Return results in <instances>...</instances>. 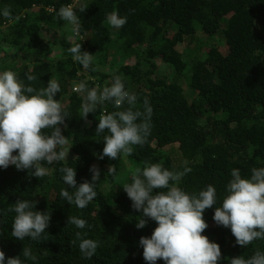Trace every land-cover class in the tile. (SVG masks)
I'll list each match as a JSON object with an SVG mask.
<instances>
[{
    "label": "trees",
    "instance_id": "obj_1",
    "mask_svg": "<svg viewBox=\"0 0 264 264\" xmlns=\"http://www.w3.org/2000/svg\"><path fill=\"white\" fill-rule=\"evenodd\" d=\"M79 3L88 5L84 12L77 9L80 34L89 35L85 42H76H81L82 51L102 53L117 43L130 58L111 73L100 70L94 61L84 69L68 52L67 22L57 13L61 6ZM6 7L10 20L2 15ZM32 8L37 11L29 12ZM112 11L127 17L122 28L107 24L106 16ZM198 30L223 39L227 51L218 46L205 50L203 42L186 59L176 47L187 37H196ZM159 60L174 70L171 78L160 73ZM9 69L37 89L46 87L51 78L59 82L61 91L55 98L70 115L60 127L74 156L45 165L48 175L41 179L14 165L0 168V248L5 264L8 257L20 255L24 246L37 256L26 264H148L139 240L151 236L157 224L149 219L144 228L136 227L141 213L133 209L122 187L131 183L132 172L124 183L118 179L124 155L118 160L98 158L107 134L95 133L99 116L128 105L117 109L105 102L86 121L80 117L86 93L73 90L74 82L80 81L88 89L111 86L114 75H121L125 89L136 94V108L143 111L147 97L153 109L146 143L133 146V153L126 156L140 168L160 163L182 171L187 162L191 171L181 178L179 187L188 193H198L208 185L216 188L217 205L204 212L209 226L203 234L220 244L218 264L264 251V239L241 247L230 228L213 220L216 206L226 195L231 170L239 168L242 176L250 178L253 168L264 167V0H0V72ZM30 70L35 81L27 80ZM183 77L195 93L193 98L185 92ZM64 165L76 168L77 185L91 180L92 165L101 169L98 195L83 209L60 195L68 188L59 171ZM110 165L115 166V174L107 173ZM18 199L35 200L36 210L51 214L43 234L46 240L21 241L11 236L16 214L7 209ZM71 215L84 219L86 227L68 224ZM77 231L99 241L91 259L82 256L79 241L72 243ZM156 264L165 262L160 259Z\"/></svg>",
    "mask_w": 264,
    "mask_h": 264
},
{
    "label": "clouds",
    "instance_id": "obj_2",
    "mask_svg": "<svg viewBox=\"0 0 264 264\" xmlns=\"http://www.w3.org/2000/svg\"><path fill=\"white\" fill-rule=\"evenodd\" d=\"M87 8L85 3L68 4L61 6L57 15L67 22L75 36H79L81 22L77 9L84 12ZM2 15L9 20L12 18L7 7ZM106 22L119 29L125 25L127 17L112 11L107 14ZM67 39L71 43L68 52L72 59L84 69H89L93 65L94 54L82 51L81 42L76 43L72 36ZM36 79L30 70L27 80ZM60 91V84L54 78L46 87L37 89L24 84L13 70L0 72V168L14 165L17 170L27 169L31 176L41 179L48 175L45 165L68 159L69 141L60 125L70 115L55 98ZM74 91L86 93L80 111V117L86 121L88 114L95 113L105 102H112L117 109L128 105L123 110L99 116L95 133L97 136L107 133L103 137L104 147L99 159L118 160L122 155H131L133 146L146 143L151 134L153 109L147 97L143 102L144 110L136 108L137 96L125 89L121 75H114L111 86L102 89H88L84 81L74 82ZM186 165L187 162L182 171H176L164 168L160 163H146L143 168L136 167L132 171L131 183L122 186L132 201L133 209L141 213L136 227L144 228L149 219L157 224L151 236H142L139 240L143 258L148 264H156L160 259L165 264H218L222 259L220 244L203 234L209 226L204 212L217 205L216 188L208 185L198 193H188L179 187L178 182L191 171ZM59 171L68 186L61 190L60 195L70 205L83 209L97 197L96 185L101 179V169L97 165L90 167L91 180L79 185L76 168L64 165ZM115 172V166L110 165L107 173ZM230 175L226 195L220 206H216L213 220L219 226L230 228L236 238L235 243L246 248L254 240L264 239V167L253 168L250 178L242 176L239 168L232 169ZM69 188L75 189L74 194L69 192ZM157 189L159 191H155ZM36 204L35 200L18 199L7 209V212L16 214L11 225V236L15 239H47L43 234L49 227L51 214L36 210ZM68 224L78 229L86 227V221L75 215L68 217ZM86 235L82 236L77 231L72 243L79 241L82 256L91 259L99 241L85 238ZM5 260V252L0 248V264H5ZM28 260L36 261L37 256L30 247L24 246L22 253L8 257L6 264H26ZM229 264H264V251L257 250L248 258L242 255L230 257Z\"/></svg>",
    "mask_w": 264,
    "mask_h": 264
},
{
    "label": "rangeland",
    "instance_id": "obj_3",
    "mask_svg": "<svg viewBox=\"0 0 264 264\" xmlns=\"http://www.w3.org/2000/svg\"><path fill=\"white\" fill-rule=\"evenodd\" d=\"M29 12H35L37 11V8H32L28 10ZM70 26L67 25L64 30L67 33V36H72L73 40L75 42L81 41L85 42L89 35H79L75 36L70 30ZM83 39V40H82ZM205 43V50L209 48L210 46H218L223 52L227 51V45L224 42L223 39H220L219 37H209L205 33H203L201 30H198L197 36L187 37L185 41L179 43L177 45V49L183 53V56L186 59H189L193 56L194 51L196 48L200 45V43ZM91 54H94V62L97 64L100 70H104L105 72L111 73L112 71L116 70L119 65L122 63L128 62L130 58H128L126 55L123 54V52L119 49L117 43H113L109 50L106 52L98 53V52H90ZM132 61V59H131ZM134 61V60H133ZM158 64L160 66V73L168 75V77H172L174 74V70L167 64L163 63L162 61H158ZM181 83L183 84V87L185 89L186 94L189 96V98H193L195 93L191 90L187 78L183 77L181 80ZM74 90V87H73ZM70 143H68V147L70 148ZM74 153L72 152L71 148L69 151L68 158L73 157ZM137 167V164L134 163L133 160L129 159L126 155L123 156V159L120 161L119 165V181L120 183H124L128 177V175ZM140 167V166H139Z\"/></svg>",
    "mask_w": 264,
    "mask_h": 264
}]
</instances>
